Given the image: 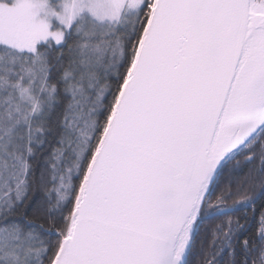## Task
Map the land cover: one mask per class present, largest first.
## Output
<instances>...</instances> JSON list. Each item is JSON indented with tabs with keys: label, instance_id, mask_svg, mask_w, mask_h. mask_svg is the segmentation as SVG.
Segmentation results:
<instances>
[{
	"label": "snow or ice",
	"instance_id": "obj_1",
	"mask_svg": "<svg viewBox=\"0 0 264 264\" xmlns=\"http://www.w3.org/2000/svg\"><path fill=\"white\" fill-rule=\"evenodd\" d=\"M0 264H264V0H0Z\"/></svg>",
	"mask_w": 264,
	"mask_h": 264
}]
</instances>
